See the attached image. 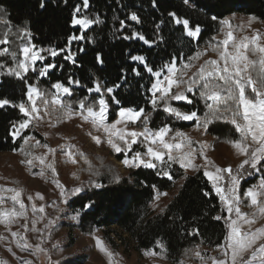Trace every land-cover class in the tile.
<instances>
[{"label":"trees","instance_id":"trees-1","mask_svg":"<svg viewBox=\"0 0 264 264\" xmlns=\"http://www.w3.org/2000/svg\"><path fill=\"white\" fill-rule=\"evenodd\" d=\"M155 5L152 0H89V7L84 9L82 0H0V9H3L0 13V39H4L7 34V43L0 45V51L8 49L6 54L0 55V64L4 65L0 71L6 72L7 68L14 66L12 52L17 54V60L22 58L21 48L29 40L37 48L59 50L67 46L70 35L84 37L71 44L76 54L75 63L64 59L66 53L56 57H51L47 52L42 53L47 57L44 64H56L46 77L41 78L32 71L24 79L7 74L0 76V98H8L14 103L26 101L27 86L33 85L44 92L48 100L45 108L43 101L36 98L41 120L59 124L64 121L66 110L52 103L57 92L53 84L62 82L72 89L70 96L61 94L59 98L71 103L74 111H79L78 101L81 99L87 98L88 102L98 100L100 94L90 92L89 89L94 88L95 82L99 81L108 102L110 118L121 108L135 109L137 112L143 108L138 126L144 128L143 120L148 116L147 126L150 129L158 130L167 125L172 130L171 137L176 130L194 134L195 139L190 138L194 148L207 141L230 144L229 141L237 140L239 133L235 126L224 120H214L205 130L195 120H177L164 111L163 102L153 110L149 89L155 79L146 70L145 63L154 72L164 70L166 65L174 63L183 71V80L188 81L206 61L219 57L214 48L225 39L223 33L226 27L222 21L229 22L235 16H240L255 23L264 22V0H188V3L185 0H155ZM77 6L83 15L93 19L98 16L100 22L88 29L73 26L71 21ZM133 12L138 15L141 23L128 19ZM81 13H76V17L81 18ZM169 13H175L177 18L189 19L190 27L199 25V39L187 37L182 26L171 22L173 17ZM4 20L8 23L5 24ZM120 21L125 22L124 27H121ZM228 26L237 25L230 22ZM9 28L11 33L8 32ZM20 29L30 31L31 36H25ZM133 31L142 34L149 43L133 37ZM220 47L222 49L223 45ZM136 55L143 56L144 63L131 59ZM248 55L250 60L259 59L258 53L253 55L248 51ZM185 64L190 66L184 68ZM41 66L38 61L36 67ZM255 75L253 72L254 78ZM70 77L79 81V86L69 85ZM108 87H114L112 94L106 93ZM185 87L182 84L172 91L184 90ZM246 94L254 96L250 89L246 90ZM186 95L193 100L192 104L171 101L172 106L182 111L197 110L202 116L206 111V102L200 98L199 90L194 89ZM24 118L18 108H0V153L21 152L23 141L21 138L13 139L12 132L13 124ZM32 135L39 137L35 132L24 134ZM53 149L55 151L49 154L44 164H31L27 172H43L45 175L55 171L60 176V167L63 166L69 183L63 187L66 194H57L50 201L49 207L53 208L55 212H52L57 214L58 219H66L68 227L84 234H91L103 227L101 237L110 250L117 248L111 238V233H114L112 227L129 235L138 250H156L160 247V252L170 263L191 260L198 249H213L223 242L228 231L223 221L225 214L202 169L187 174L178 162H172L170 167L158 165L153 169L138 168L122 175L118 174L107 157L87 152L82 141L72 136L60 140ZM66 150H71L73 157L59 162V155ZM118 157L121 158L120 155ZM49 164L53 167L49 168ZM161 167L169 172L171 179L162 173L158 174ZM181 179L183 181L169 203L159 209L150 208L156 194L173 189ZM95 184L101 187L97 188ZM254 184H258L257 176L241 177L239 193L247 214L249 204L243 194L247 187ZM73 188H81L82 191L72 196L68 190ZM205 192L209 195L206 196ZM65 200L69 203H65ZM217 216L222 219H215ZM197 229L198 234H195ZM83 261L84 256L72 255L64 257L61 264H83Z\"/></svg>","mask_w":264,"mask_h":264},{"label":"snow or ice","instance_id":"snow-or-ice-1","mask_svg":"<svg viewBox=\"0 0 264 264\" xmlns=\"http://www.w3.org/2000/svg\"><path fill=\"white\" fill-rule=\"evenodd\" d=\"M83 8L89 7V0H82ZM155 7V0H152ZM188 3V0H185ZM43 6V5H41ZM3 9H0V13ZM76 13H81V8L76 7L73 13V19L71 24L73 26L80 25L83 29H88L89 26L94 23H99V17L95 19L89 18L87 15L81 13V18H76ZM169 16L173 17L171 21L177 26H182V29L186 30V36L189 38L199 39L201 28L199 25L190 27V20L187 18H177L175 13H169ZM216 19V17H212ZM2 19V17H0ZM133 22L141 23L138 15L133 12L128 17ZM5 24L8 21H3ZM163 23V21H162ZM224 25H228L227 20L222 21ZM121 27L125 26L124 21H120ZM159 28V25H157ZM25 36L30 37L31 32L25 29H20ZM11 33V29L8 30ZM133 37H138L145 43H149L145 37L136 32H132ZM84 37L77 35H70L67 41V46L59 50L54 48H37L35 44L29 40L21 48L22 58L17 60V54L12 52L11 55L15 61L14 66L7 68L6 72L0 71V76L10 75L15 76L17 79H24L29 71L37 73L39 77L43 78L48 75L51 69L56 67V64L43 62L47 59L42 53L47 52L51 57H56L61 53H66L64 59L72 63H75V52L71 49L73 41L83 39ZM126 39L129 37H125ZM260 36L257 34L252 39L244 37L239 42L233 37V33L228 31L226 38L222 42H218L214 48L219 54L218 60L206 61L202 65L199 71L193 74V77L188 81L183 80V71L178 69L174 63L166 65L167 75H161V71H153L151 67L145 63L146 70L155 77V81L151 83L149 91L152 93L151 104L153 110L163 102L164 111L174 116L177 120L183 121H197L198 126H203L205 130L207 126L214 120H224L235 126V130L239 133V139L229 141L233 147L237 150L238 154L243 155L245 158L239 164L237 168L228 166L227 168H221L216 166L212 161L205 157V165L203 175L210 182L212 189L218 196L220 202L225 205L228 216L223 217L227 225V233L224 236V240L221 244L217 245V248L223 254V258H213V264H264V227L252 229L254 220L248 219L247 215L242 213L239 207L241 199L239 196V185L241 183V177L257 176L258 184L252 185L244 192V197L249 198L251 205L259 207V212L264 214V201L258 198L264 197V45L259 43ZM7 43V34L4 39H0V45ZM223 45L221 49L220 45ZM231 44L232 51L229 50ZM250 45L252 46L250 48ZM82 51V49H81ZM251 51L253 55L259 54L258 60H250L247 52ZM7 48L0 51V55L6 54ZM132 60L144 63L145 58L143 56H132ZM41 62V67H36L37 62ZM190 65L185 64L184 68H188ZM0 68H4V65L0 64ZM136 75L139 72L133 69ZM255 72V78L253 76ZM179 73V78L177 77ZM69 85L76 84L79 86V81H74L71 77L68 81ZM186 85L184 90L173 92L174 87L180 85ZM115 87V86H114ZM114 87H108L106 89L107 94L114 92ZM53 88L57 90L56 97L53 98L52 103L61 105L66 112L71 114H77L74 112L71 103H66L60 99L61 94L71 95L72 89L65 86L62 82H56L53 84ZM194 89L199 90V96L204 100L206 111L201 116L197 110L182 111L180 108L172 106L171 101H186L188 104H192L193 100L186 95V93L193 92ZM250 89L254 96L246 94V90ZM90 92L99 93L98 100L94 102H88L87 98L78 101L79 115L82 119L89 121L98 129L103 131L109 136L107 143L116 151L121 152L125 148L128 151H132V145L136 144L139 137H143L142 143L146 146V152L141 153L135 151L132 158H125L123 160L124 165L128 167H139L143 165L147 168H157L158 164L161 166H171L172 162H178L181 167H192L199 170L197 165L193 163V157L197 153V149L192 147V141L186 135L176 130L171 140H166L165 136L172 130L169 126L159 128L158 130L150 129L147 125L149 123V117L145 116L143 120L144 129L142 132L137 131H113L117 129V125L126 122V118L133 122L140 117L144 112L141 108L138 112L135 109L121 108L118 112V119L111 124L107 123L108 118V102L105 99V92L102 90V86L99 81L95 82V87L89 89ZM159 93V95H157ZM46 94L33 85L27 86L26 97L27 100L14 103L8 98H0V108L5 106H11L19 109V112L23 114L24 119L18 121L17 124H13V139L21 138L24 143L27 144L31 137L22 136V133L30 125L33 119H37V113L40 111L36 103V98L39 97L47 108L48 100L45 99ZM113 99L115 97L113 96ZM119 103V101H116ZM210 102V103H208ZM115 137V139H113ZM129 137L131 139H129ZM97 144L101 143L99 137H93ZM123 142L124 148L121 147L116 141ZM178 141V142H174ZM156 145V147H153ZM206 145L201 144L199 154L204 156L203 149ZM187 149V151H185ZM21 151H23V145H21ZM54 149H49V152H54ZM175 153H178L174 155ZM68 157H73L71 150L67 151ZM148 157L144 159L142 157ZM167 156V160H165ZM155 161V163L153 162ZM29 165L32 164V160L26 161ZM40 163L44 164V158H40ZM247 166V167H246ZM49 168L53 166L48 165ZM168 176L169 172L161 167V172L158 174ZM61 187V195L64 196L65 190ZM95 187H101L100 184H95ZM4 191L13 192L14 194L10 199L14 204L19 205L20 211H16L15 208L11 210L5 209L0 211V221L4 220V217H8L10 222L13 217L25 215V204L20 199L21 193L16 189H5ZM72 196L78 195L82 189L73 188L68 190ZM205 195H209L205 192ZM42 198V197H41ZM3 197H0V204L3 203ZM31 200L32 197H29ZM65 203L69 201L65 200ZM91 205H88L90 207ZM33 211H37L35 205H33ZM42 213L43 207L39 208ZM233 213L234 217L233 218ZM215 219L220 220L222 217L217 216ZM35 223V222H33ZM243 225H248L247 230H243ZM198 234V229L196 233ZM11 235L14 238L18 237V233L13 232ZM99 243V242H98ZM24 251L30 250V245L27 243L18 244ZM11 251V249H9ZM40 251H44L40 249ZM109 255H111L109 253ZM197 256L201 254L196 253ZM20 264H31L30 261L21 259Z\"/></svg>","mask_w":264,"mask_h":264},{"label":"rangeland","instance_id":"rangeland-1","mask_svg":"<svg viewBox=\"0 0 264 264\" xmlns=\"http://www.w3.org/2000/svg\"><path fill=\"white\" fill-rule=\"evenodd\" d=\"M230 22L237 26L232 27L225 25L226 29L223 33L225 38L228 31L233 33V37L237 42L244 37L252 39L259 34L261 38L259 43L264 45V22L255 23L251 21V19L240 16H235L229 23ZM251 22L253 23L251 24ZM78 26L82 28L80 25ZM251 47L250 45V48ZM229 50H233L231 44L229 45ZM218 59L219 57L216 60ZM163 75H167V68L163 70L160 77L161 79H163ZM74 112L77 114L69 115L65 112L64 121L59 124L43 122L38 112L36 114L38 118L30 122L29 127L24 130L22 136H24L26 132H29V134L35 132L39 137L35 138L33 135L27 136L32 138L29 139L27 144H25L22 139L23 151L18 154L0 153V197L4 198L3 203L0 204V211H4L5 209L11 210L13 208H15L16 211H20L19 205L14 204L10 199L14 193L4 191L5 189L18 190L21 193L20 199L25 204V215L13 217L10 222L8 221V217L5 216L4 220L0 221V264H20L21 259L30 261L31 264H61V260L64 257L72 255L84 256L83 264H213V258H223V254L217 247L213 249L200 248L195 252L193 259L186 261L179 260L176 263H170L160 252V247H157L156 250H138L135 248L133 239L129 235L122 233L116 227L111 228L114 230V233H111V238L117 245V248L110 250L101 237L100 231L104 230L103 227L91 234H84L74 228L68 227L65 223L66 219H58L59 217L57 214L53 213L55 211H53V208L49 207V204L53 198L57 197V194L61 193V187H59L58 184L62 187L69 184L66 170L63 166L60 167V176L55 171L46 173L45 175L43 172L30 174L27 171L30 170L31 165L26 161L32 160V164L40 165V158L43 157L45 162L51 153L49 149L55 148L60 140L67 139L71 136L73 139L81 140L83 148H85L87 152L107 157L118 174L127 175L138 168H147L143 165L139 167H128L123 163L126 157L131 159L135 151L143 149L144 151L141 153L146 152V146L142 143L143 137H139L137 143L132 145V151H128L125 148L118 153L107 143L109 136L103 129L95 127L90 120L86 121L82 119L81 115L78 114L79 111ZM118 112L119 110L114 117L110 118L109 116H111V114H109L108 111V124L118 119ZM139 118L134 122L126 118V122L117 125V129L113 131L142 132L144 128L138 126ZM185 135L188 138L192 137L195 139L194 134L185 133ZM93 137H99L101 143L97 144ZM170 138V133L165 136L166 140H171ZM113 139H115V137H113ZM129 139L131 138L129 137ZM237 139H239V136ZM116 142L124 148L123 142L118 140ZM199 144L206 145L203 149L204 156L199 154L200 146H195L197 153L193 157V163L197 165L198 169H202V171H204L203 166L205 165V157L216 166L221 168L232 166L234 169L237 168L245 158L243 155L238 154L232 143L226 144L219 141L210 143V141H207ZM153 147H156V145H153ZM192 147L194 148L193 145ZM67 151L68 150H66L64 154L59 155V162L67 158L70 159V157L67 156ZM185 151H187V149H185ZM176 154L178 153L174 152V155ZM119 155L121 156L120 159L118 157ZM142 158L149 159L146 156ZM165 160H167V156H165ZM153 162L155 163V161ZM183 168L187 174L196 171V169L192 167ZM182 181L183 179L177 181L173 189L156 194L150 204V208L153 210L159 209L161 206L169 203ZM66 196H68V194ZM29 197H32V199L30 200ZM247 199L249 212L247 214L246 208L240 203L239 207L241 212L246 214L248 219L254 220L251 226L253 230L264 227V214L259 212L258 206L251 205L249 198ZM258 199L264 201V197ZM220 204L223 208L225 217L228 216L225 205L221 202ZM33 205H35L37 209L35 212L33 211ZM40 207L44 208L42 213L39 211ZM60 210L61 207L57 210L58 214ZM233 218H235L234 213ZM223 221L225 223L224 219ZM225 226L227 228L226 223ZM248 227V225H243V230H247ZM13 232L19 234L17 238L11 235ZM118 235H120L122 239H120ZM23 243L30 245L29 251H24L21 247H18V244ZM9 249H11V251H9ZM40 249L44 251H40ZM197 252L201 255L197 256ZM109 253L111 255H109Z\"/></svg>","mask_w":264,"mask_h":264}]
</instances>
